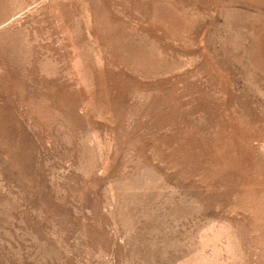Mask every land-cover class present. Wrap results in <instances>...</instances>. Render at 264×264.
Wrapping results in <instances>:
<instances>
[{"label":"rangeland","instance_id":"rangeland-1","mask_svg":"<svg viewBox=\"0 0 264 264\" xmlns=\"http://www.w3.org/2000/svg\"><path fill=\"white\" fill-rule=\"evenodd\" d=\"M0 264H264V0H0Z\"/></svg>","mask_w":264,"mask_h":264}]
</instances>
